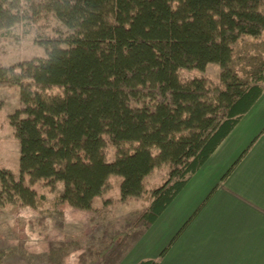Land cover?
Returning a JSON list of instances; mask_svg holds the SVG:
<instances>
[{
	"label": "trees",
	"instance_id": "obj_1",
	"mask_svg": "<svg viewBox=\"0 0 264 264\" xmlns=\"http://www.w3.org/2000/svg\"><path fill=\"white\" fill-rule=\"evenodd\" d=\"M43 12L65 33L40 40L46 55L0 66V87L20 91L9 116L20 175L0 168V207L43 209L35 184L61 182L53 206L91 210L111 176L123 200L139 198L168 165L141 214L148 227L263 95L264 0H0V36ZM210 63L219 85L181 77ZM72 245L51 248L49 261L64 264Z\"/></svg>",
	"mask_w": 264,
	"mask_h": 264
},
{
	"label": "rangeland",
	"instance_id": "obj_2",
	"mask_svg": "<svg viewBox=\"0 0 264 264\" xmlns=\"http://www.w3.org/2000/svg\"><path fill=\"white\" fill-rule=\"evenodd\" d=\"M23 29L14 27L0 36V66H16L46 55L49 46L40 40L66 31L48 12L35 16ZM220 74L217 63H210L205 71H181L183 79L202 76L214 86L220 84ZM19 105L18 87H0V168H9L17 176L20 175V145L9 116ZM110 148L114 153V147L110 145ZM168 169V165L156 168L145 178L143 195L125 200L120 194L121 177L111 176L113 189L97 197L91 210H79L69 203L53 206L63 190L61 182L54 191L44 183L35 184L36 190L47 196L43 209L17 204L0 207V264H54L48 258L50 249L65 242L75 243L68 264H114L144 230L141 214L149 204L150 190L162 184Z\"/></svg>",
	"mask_w": 264,
	"mask_h": 264
},
{
	"label": "crops",
	"instance_id": "obj_3",
	"mask_svg": "<svg viewBox=\"0 0 264 264\" xmlns=\"http://www.w3.org/2000/svg\"><path fill=\"white\" fill-rule=\"evenodd\" d=\"M147 260L264 264V93L170 206L114 264Z\"/></svg>",
	"mask_w": 264,
	"mask_h": 264
}]
</instances>
